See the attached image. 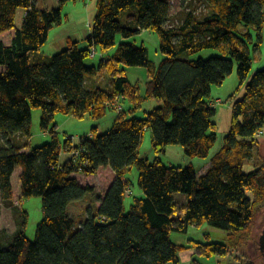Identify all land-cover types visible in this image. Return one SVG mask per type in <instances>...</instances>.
<instances>
[{"label": "trees", "instance_id": "obj_1", "mask_svg": "<svg viewBox=\"0 0 264 264\" xmlns=\"http://www.w3.org/2000/svg\"><path fill=\"white\" fill-rule=\"evenodd\" d=\"M76 1L59 0L57 8L44 11L36 0H0V36L15 30L10 44L0 38V193L4 201L13 200L12 179L20 169L21 199L41 198L43 210L31 241L28 213L23 211L21 220L20 209H13L19 229L0 246V264H182L179 254L186 250L193 252L191 264H202V258L227 257L255 242L257 216L264 211V165L249 174L244 166L264 132V67L250 79L249 55L250 28L260 33L264 25V0H189L177 12L172 0H97L88 47L68 40L49 63L34 62L31 55L63 23L64 6ZM19 9L26 12L21 29L16 28ZM144 30L160 38L159 66L144 45L128 41ZM99 49L115 52L102 56L99 67L88 66L92 50ZM209 49L221 55L191 59ZM236 65L246 92L233 104L230 131L207 172L198 176L192 165L164 164L159 155L169 146L183 147L190 157L209 156L217 142L212 87L222 86ZM127 67L145 68L147 97L162 102L145 118L135 116L142 97L130 84ZM102 73L111 77L106 88L96 84ZM119 100L130 107L116 113L110 131L99 134L94 128L78 144L60 140L57 113L101 120L113 106L118 111ZM36 109L42 111V130L52 138L37 148L26 141ZM148 130L157 154L153 162L139 155ZM63 153L70 155L66 161ZM133 168L144 196L126 213V175ZM102 169L113 171L115 179L99 197L100 206L77 226L71 206L94 190L74 175L96 176ZM177 194L188 197L184 206ZM203 224L228 232V243L172 242V233Z\"/></svg>", "mask_w": 264, "mask_h": 264}, {"label": "rangeland", "instance_id": "obj_2", "mask_svg": "<svg viewBox=\"0 0 264 264\" xmlns=\"http://www.w3.org/2000/svg\"><path fill=\"white\" fill-rule=\"evenodd\" d=\"M176 0L174 4V12L179 11L180 6L184 1V6L189 0ZM40 10L54 9L59 6V0H36ZM97 12V0H78L76 2H68L63 8L64 21L60 25H56L49 34L47 43L42 47L40 52L31 55V59L36 62L49 63L53 56L64 50L67 47L68 40L76 41L80 47H88V38L92 32L93 21ZM199 15H204L205 10L202 9ZM26 12L24 9H19L16 16V28L21 29L23 26V20ZM253 41H250L249 55L252 59V72L250 79L253 75L264 67V25L260 33L254 28H250ZM248 29H242V34H246ZM15 33V30L7 32L0 36L6 44L11 42V39ZM121 41V37L119 38ZM129 42L137 45H144L148 50V55L151 61L156 66H159L164 56L160 52V38L156 32L144 30L141 34L128 40ZM259 44V47L255 45ZM93 52V50H92ZM96 52V51H95ZM115 52V49L109 53H104L100 49L98 50L94 58H90L86 64L88 66L99 67L102 56L108 57ZM221 53L218 50L209 49L204 50L191 57L193 60L199 58L208 59L212 56H220ZM127 75L130 84L135 87L138 94L142 97L141 107L136 111L135 116L137 118H145L148 112L153 111L162 102L154 98H148L146 94V83L149 80V73L145 68L140 67H127ZM89 78H91L89 76ZM110 76L106 73L101 74L97 78V82L102 84L105 88L110 85ZM90 86V84H89ZM246 92V87L241 86L237 72V65L235 66L233 74L226 80L222 86L212 87L211 100L216 108L217 114L214 118V123L217 125V142L214 148L211 150L208 157H190L187 156L184 148L181 146H169L165 152L160 154L159 157L166 165L186 167L192 165L197 171L198 176H203L207 171V166H210L212 158L222 149L224 145L225 137L228 135L231 127L233 116V104L241 100ZM234 95V98L231 96ZM119 105H124L127 110L130 107L128 101H118ZM116 104V103H115ZM115 110L110 111L106 117L101 120H94L89 115H85L83 118L75 116H67L63 113H57L55 115V123L58 125L57 131L62 142H65L67 138H72L74 144H78L81 138L88 136L94 131V128H98L99 134H104L113 128L116 120V106H113ZM121 113V112H120ZM127 114V113H126ZM125 114V117H129ZM42 111H33V120L31 125V137L26 138L31 147H40L46 143L51 142V135L49 131H44L41 128ZM254 156L246 161L244 166V172L249 174L254 169L264 165V135L257 137L254 144ZM139 155L143 158H148L153 162L157 154L153 149V135L151 131H146L142 144L139 150ZM69 154L63 153V161L69 158ZM20 169H17L13 177V184L17 191V185L20 183ZM114 174L110 169H102L96 176L80 177L78 180L80 183L87 187H92L93 194L89 193L87 198L79 203L71 206V213L75 216L77 226L81 224L87 218L89 210L94 209L100 196L105 195L113 181ZM139 172L137 168H133L126 175V180L129 182L127 196L124 200L125 212L129 213L131 206L135 203L136 199H140L144 196L143 192L138 186ZM248 196L253 197L252 192H248ZM176 201L181 206H184L188 202V197L185 194H177ZM18 202V200H16ZM18 208L20 209L19 219H23V211L28 213V220L26 226V233L28 239L35 240L36 231L39 223L43 219L42 200L41 198L34 197L30 199H23L19 202ZM14 211L3 208V219L0 224V228L7 229V233H12L11 228L15 226L16 218L13 214ZM178 217V216H177ZM14 230V229H13ZM264 238V211L260 212L257 216V224L255 227V242L250 243L242 250H232L227 257H214L212 259L202 258V264H240L249 260H254L256 264L264 263V250L262 249L260 240ZM171 240L177 245H189L191 240L197 242H211V243H228V232L214 228L208 224L201 226H192L185 234L172 233ZM182 264H191L193 252L191 250L183 251L179 254Z\"/></svg>", "mask_w": 264, "mask_h": 264}, {"label": "crops", "instance_id": "obj_3", "mask_svg": "<svg viewBox=\"0 0 264 264\" xmlns=\"http://www.w3.org/2000/svg\"><path fill=\"white\" fill-rule=\"evenodd\" d=\"M172 2H176V0H172ZM10 44V43H9ZM102 74H104V73H102ZM97 82V81H96ZM96 82H94V84L96 83ZM97 85H100L99 83H96ZM96 85V86H97ZM264 135V134H263ZM210 166H211V164H210ZM210 166H207L208 168H207V170L209 169V167ZM207 172V171H206ZM112 173L114 174V172L112 171ZM77 179H79L80 177H85V176H83L82 174H76V175H74ZM114 179H115V174H114V176H113V181H114ZM113 181H112V183H113ZM112 183H111V185H112ZM12 185H13V200L12 201H4L3 199H2V197H1V193H0V209H1V214H2V216H1V218H0V224H1V222H2V219H3V208L4 207H8V209H11L12 211H14L13 209L14 208H18V205H19V202L20 201H22L23 199H21V185H20V183L17 185V191H16V189H15V186H14V184H13V179H12ZM110 185V186H111ZM103 197V196H102ZM16 200H18V202H16ZM96 206L97 207H99L100 206V202L98 201L97 202V204H96ZM13 214H14V212H13ZM15 216V215H14ZM16 218V217H15ZM16 222V221H15ZM12 230H11V232L12 233H7V229H3V228H0V246H7L9 243H10V241H11V238L13 237V235H15L16 234V232H17V230L19 229V225L17 224V223H15V226L14 227H12L11 228ZM14 229V230H13Z\"/></svg>", "mask_w": 264, "mask_h": 264}, {"label": "built area", "instance_id": "obj_4", "mask_svg": "<svg viewBox=\"0 0 264 264\" xmlns=\"http://www.w3.org/2000/svg\"><path fill=\"white\" fill-rule=\"evenodd\" d=\"M96 54H97V52L93 51V52H92V57H95ZM123 108H124V107L120 105V107H119L118 110L121 112V111L124 110ZM263 134H264V132H260V133L258 134V137H260V136L263 135Z\"/></svg>", "mask_w": 264, "mask_h": 264}, {"label": "water", "instance_id": "obj_5", "mask_svg": "<svg viewBox=\"0 0 264 264\" xmlns=\"http://www.w3.org/2000/svg\"><path fill=\"white\" fill-rule=\"evenodd\" d=\"M261 246H262V249L264 250V238L263 237L261 238Z\"/></svg>", "mask_w": 264, "mask_h": 264}]
</instances>
